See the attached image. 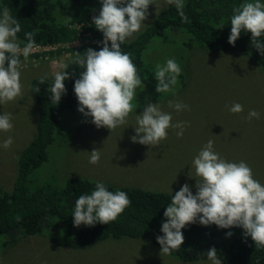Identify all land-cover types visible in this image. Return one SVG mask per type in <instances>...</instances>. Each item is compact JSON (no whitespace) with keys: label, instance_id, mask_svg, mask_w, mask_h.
<instances>
[{"label":"rangeland","instance_id":"obj_1","mask_svg":"<svg viewBox=\"0 0 264 264\" xmlns=\"http://www.w3.org/2000/svg\"><path fill=\"white\" fill-rule=\"evenodd\" d=\"M169 5L172 4L168 0H152L142 23L147 24L155 9ZM92 40L90 32H83L69 45L78 47ZM177 40L165 56L160 52L155 59L150 51L144 53L146 64L154 69L159 58L162 61L159 64L168 58L178 63L181 72L172 91L156 93L145 86L138 89L126 123L110 130L95 127L90 117L85 118L76 109H60L53 141L47 146L48 160L30 175L29 181L60 187L70 176L79 175L171 195L187 183L194 193V178L187 175L192 172L191 159L211 139L215 152L228 161L243 160L251 168L253 178L264 184V57L248 56L239 50L212 52L199 45L189 48ZM59 45L34 47L31 53L49 51ZM70 58L71 52H65L64 56L40 53L20 60L21 94L0 104V113H11L12 123L10 130L0 131V141L12 137L8 148H0V186L5 191L10 192L16 175L12 159L36 133L38 104L30 92L31 80L41 77L52 80L56 63ZM170 100L186 103L189 110L175 112L168 105ZM155 102L162 111L171 112V123L187 122L183 134L178 137L177 129L170 127L157 145L130 141L135 113L142 111L146 103ZM234 102L242 105L241 112L228 111ZM250 109L259 112V118H247ZM165 143L168 149L165 146L162 151ZM93 148H98L100 158L90 164L88 152ZM52 229L20 236L0 254V264H211L207 258L184 262L174 255L159 254L156 244L142 237H107L82 247L65 231Z\"/></svg>","mask_w":264,"mask_h":264},{"label":"clouds","instance_id":"obj_2","mask_svg":"<svg viewBox=\"0 0 264 264\" xmlns=\"http://www.w3.org/2000/svg\"><path fill=\"white\" fill-rule=\"evenodd\" d=\"M100 8L92 17L91 24L102 34L97 43L98 50L91 47L82 54L76 53L75 63L83 70L73 80L72 92L77 101L76 110L97 128L113 129L124 125L133 111V98L142 89V82L128 52H122L120 45L126 38L140 30L148 16L152 0H98ZM177 9L181 22H186L183 0H168ZM229 17L227 43L230 45L244 32L250 33L249 43L258 54L264 55V4L261 0H244L234 7ZM20 24L8 8H0V104L12 101L21 94L20 63L18 55L25 58L36 46L32 32H24L25 41L21 48L16 34ZM91 36V35H90ZM93 40L90 42L94 41ZM87 43V42H86ZM68 63L59 61L52 73L49 86L52 104H57L65 92L63 81L69 76ZM181 68L174 58L165 59L155 65V92L172 91L177 83ZM175 111L189 110L181 101H168ZM137 107V105H136ZM135 107V108H136ZM230 113L242 111V105L232 103ZM259 112L250 109L247 118H259ZM11 113H0V131L12 128ZM171 112L162 111L159 104L146 103L142 111L135 113V127L130 141L141 145L154 146L167 136L166 129H177L176 135L183 134L187 122L171 123ZM12 137L0 141V148H8ZM89 153L88 162L95 164L100 158L98 148ZM190 178H194L195 192L187 183L179 186L171 195L170 202L163 208L159 225L161 235L155 237L159 254L167 255L177 249L183 240L181 229L187 224L201 226L215 225L228 229L239 227L242 235L250 238L256 247H264V184L253 178L251 168L243 161L225 160L213 150V141L207 140L191 159ZM170 191V189H169ZM130 203L128 195L121 190L110 191L104 182L96 181L89 193L80 194L71 207L73 226H92L97 222L108 224L122 213ZM16 219H19L17 217ZM231 232H225L230 236ZM206 258L211 264H221L217 250L209 247Z\"/></svg>","mask_w":264,"mask_h":264},{"label":"trees","instance_id":"obj_3","mask_svg":"<svg viewBox=\"0 0 264 264\" xmlns=\"http://www.w3.org/2000/svg\"><path fill=\"white\" fill-rule=\"evenodd\" d=\"M243 1L183 0L182 11L188 17L186 22H181L174 5L155 9L147 24L120 45L122 52L129 53L142 86L155 89L156 83L155 69L146 64L144 53L150 51L155 59L160 52L165 56L171 52L176 39L189 48L199 45L212 52L239 50L248 56L264 57L251 47L250 33L243 30L233 44L227 43L229 17L233 8ZM98 3V0H0V8H8L20 24V32L16 36L21 48L25 41L24 32H32L35 47L60 44L55 49L40 53L64 56L65 52H71V58L67 61L69 66L65 70L70 73L63 81L65 92L57 104H52L48 98L50 79L41 77L31 80L30 92L38 104L36 133L21 153L12 159L16 175L10 192L0 186V254L20 236L42 233L50 228L65 231L76 245L82 247L107 237H142L160 247L155 237L161 235L159 225L164 219L163 208L171 199L168 192L132 185L116 186L102 181L110 191H124L130 203L108 224L97 222L92 226L81 224L74 227L71 217L74 200L80 194L89 193L95 182L100 180L72 175L60 187L29 181L30 175L48 160L47 146L53 141L52 134L59 110H73L77 107L72 83L83 69L74 62L76 53L82 54L89 47L98 50L101 46L97 42L102 39V34L91 24L92 17L98 12L92 10L100 7ZM83 32H90L94 41L81 43L78 47L69 45ZM81 39L84 40V37ZM259 39L264 42V36ZM40 53L30 52L27 57L33 58ZM22 58L23 55H18L19 61ZM159 62H162L161 58L157 60ZM166 144L161 148L162 151ZM229 231L231 235L226 237L225 232ZM181 232V245L169 253L181 261L205 259L206 250L214 247L221 264H264V247L257 248L250 238L242 235L239 227L223 229L215 225L191 223L182 228Z\"/></svg>","mask_w":264,"mask_h":264}]
</instances>
